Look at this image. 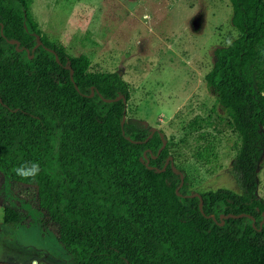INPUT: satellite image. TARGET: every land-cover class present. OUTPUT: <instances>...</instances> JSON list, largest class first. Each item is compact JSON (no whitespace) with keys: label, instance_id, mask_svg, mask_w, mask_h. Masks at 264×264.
<instances>
[{"label":"trees","instance_id":"16d2710c","mask_svg":"<svg viewBox=\"0 0 264 264\" xmlns=\"http://www.w3.org/2000/svg\"><path fill=\"white\" fill-rule=\"evenodd\" d=\"M230 2L240 35L216 49L206 82L240 138L244 193L200 198L161 130L122 127L131 90L119 71H96L89 55L44 37L32 0H0V172L36 186L75 264H264V0ZM24 162L39 163L35 181L14 174ZM4 211L6 224L22 218Z\"/></svg>","mask_w":264,"mask_h":264},{"label":"rangeland","instance_id":"374dc122","mask_svg":"<svg viewBox=\"0 0 264 264\" xmlns=\"http://www.w3.org/2000/svg\"><path fill=\"white\" fill-rule=\"evenodd\" d=\"M31 9L44 37L89 55L96 71L122 74L131 90L127 122L165 134L191 189L244 193L233 168L240 138L206 82L216 49L240 35L230 0H32ZM258 182L264 198V155ZM6 206L21 212L19 222L4 223ZM0 264H75L36 186L2 172Z\"/></svg>","mask_w":264,"mask_h":264},{"label":"clouds","instance_id":"9594fccd","mask_svg":"<svg viewBox=\"0 0 264 264\" xmlns=\"http://www.w3.org/2000/svg\"><path fill=\"white\" fill-rule=\"evenodd\" d=\"M232 41L226 40L225 46H231ZM41 171L38 162H24L14 168V174L22 180L35 181Z\"/></svg>","mask_w":264,"mask_h":264},{"label":"water","instance_id":"95a60500","mask_svg":"<svg viewBox=\"0 0 264 264\" xmlns=\"http://www.w3.org/2000/svg\"><path fill=\"white\" fill-rule=\"evenodd\" d=\"M37 38H38V44H41L40 36L37 35ZM11 41H12V42H16L17 44H20L19 41H16V40H11ZM38 44H37V45H38ZM57 60H59L58 56H57ZM67 67H70V66H67ZM72 73H73V71H72ZM76 87L78 88V86H76ZM121 98H123V95H119V96H117V97L115 98V100H118V99H121ZM104 99L107 100V101H113V100H114V99H107V98H104ZM125 101H126V100H125ZM126 106L128 107V102H127ZM126 120H127V110H126L125 115H124V117H123V119H122V127H124V124H125ZM157 130H158V129H156V128L152 129V132H151V134L149 135V138L152 137L153 133H154L155 131H157ZM123 133H125V130H123ZM160 134H161V137H162V140H163V147H162V148H164V147L166 146V144H167V139H166V136H165V134H164L163 132L160 131ZM168 161L171 162L172 167H173V169H174L176 172H180V171L176 168V166H175V162H174V159H173L172 156L169 157V160H168ZM180 174H181L182 183H183V182H184V174H183L182 172H180ZM192 195H193V196H199V197L201 198V194H200L199 192H196V193H194V194H192ZM202 206H203V202H201V204H200V207H201V209L203 210ZM241 215H249V214H245V213H243V214H240V216H241ZM262 222H264V218H263V221H262ZM253 223L255 224V218H254V217H253Z\"/></svg>","mask_w":264,"mask_h":264}]
</instances>
